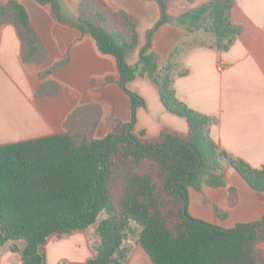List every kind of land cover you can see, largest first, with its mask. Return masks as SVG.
Here are the masks:
<instances>
[{
    "label": "trees",
    "instance_id": "1",
    "mask_svg": "<svg viewBox=\"0 0 264 264\" xmlns=\"http://www.w3.org/2000/svg\"><path fill=\"white\" fill-rule=\"evenodd\" d=\"M34 1L51 3L56 19L91 35L102 54L116 59L119 84L131 99L132 121H115L103 139L96 137L100 120L94 119L78 130L0 146V246L24 241V249L13 248L22 264H47L45 245L52 235L95 228L98 248L88 264H128L124 242L131 233L153 264H264L259 247L264 218L227 230L188 213L189 190L225 186L226 165L264 195V166L253 168L232 158L210 137V118L176 97L173 65L160 66L152 50L154 34L173 21L168 14L172 0H149L159 5L161 18L148 31L136 65L127 62L139 46L133 16L90 9L89 17L74 21L59 14L57 0ZM232 7V0H210L176 22L188 31L211 33L215 46L228 50L238 35L230 20ZM4 23L18 29L25 58L38 59L41 43L28 10L15 1L0 5V27ZM138 76L150 77L164 106L188 121V137L170 130L156 139L134 134L136 111L145 101L128 84ZM133 222L140 227L136 234Z\"/></svg>",
    "mask_w": 264,
    "mask_h": 264
},
{
    "label": "crops",
    "instance_id": "2",
    "mask_svg": "<svg viewBox=\"0 0 264 264\" xmlns=\"http://www.w3.org/2000/svg\"><path fill=\"white\" fill-rule=\"evenodd\" d=\"M12 1L28 10L31 25L42 39L40 56L31 62L25 58L16 26L4 23L0 27V146L78 130L94 119L100 120L96 137L103 139L112 131L115 121L130 123L132 103L119 84L116 59L102 54L91 35L49 19L48 7L33 0H8ZM100 1L107 13L124 11L138 20V34L142 32L145 38L139 37L138 49L127 58L128 64L136 65L146 44L147 31L161 18L159 5L149 0ZM209 1L172 0L168 14L173 21L154 34L152 50L159 56L160 66L173 65L176 97L210 118L208 132L217 145L232 158L261 168L264 0H232L230 20L238 35L228 50L218 49L211 33L202 29L188 31L176 22ZM44 54L46 61L40 63ZM60 62L65 65L55 70V64ZM46 72L48 76H43ZM68 77L73 88L63 84ZM128 89L145 101L136 111V136L156 139L164 130H170L188 137V121L164 106L159 88L150 77H136ZM225 176V186H204L202 191L191 188L188 213L227 230L262 220L264 195L253 190L231 165L225 166ZM94 234L95 228H90L52 235L45 245L47 264H88L96 254ZM15 247L22 250L25 242L9 241L0 246V264H22ZM124 247L130 250L128 264H153L136 235L126 240ZM259 247L264 250V243Z\"/></svg>",
    "mask_w": 264,
    "mask_h": 264
},
{
    "label": "rangeland",
    "instance_id": "3",
    "mask_svg": "<svg viewBox=\"0 0 264 264\" xmlns=\"http://www.w3.org/2000/svg\"><path fill=\"white\" fill-rule=\"evenodd\" d=\"M57 1H58V5H59V14L62 17H64L65 19L77 21V20H79L82 17L88 16L90 9H96L99 12H103V13L109 15V13H107L106 10H104L102 8V3H101L100 0H57ZM0 2L2 4L9 3L8 0H0ZM36 3H38V2H36ZM39 5H41V4H39ZM41 6L48 7V9H49L48 18L51 19L53 22H55L56 24H58L60 26H65V27L72 28L71 26H68V25H65V24L61 23L58 19L55 18L54 14H53V5L51 3L46 4V5H41ZM76 9L78 10V12L75 11ZM75 13H78L79 16H77ZM114 13H117V12H114ZM141 28L143 29L144 27H141ZM73 29H76V28H73ZM148 31H150V30H148ZM148 31H147V33H148ZM35 33H36V31H35ZM137 33H138V27H137ZM36 35L39 38L38 40L40 41L42 38L40 39V37H39V35L37 33H36ZM125 37L127 38L128 34H125ZM139 37L143 40V37L145 38V34L140 32L138 34V38ZM146 41H147V37H146ZM44 51L45 50L43 49L42 52H44ZM44 57L45 58H42V57L40 58V63L44 62V60L46 61L47 54H44ZM31 62H32V60H31ZM55 65H57L55 70H58V69H61L65 65V63L64 62H60V63H57ZM45 68H48L47 65H45ZM52 71H54V68H52ZM48 74H49V72H46V73L43 74V76H48ZM70 80L71 79H69V77H68V80H65L63 82V84L64 85H68L70 88H73L74 85L71 84L72 82ZM132 226H134V228H135L134 232L136 234L137 231H138L136 228L139 229L140 227L136 224V222H133ZM131 235L133 236V233L130 234V237H132ZM94 239H97V236Z\"/></svg>",
    "mask_w": 264,
    "mask_h": 264
},
{
    "label": "water",
    "instance_id": "4",
    "mask_svg": "<svg viewBox=\"0 0 264 264\" xmlns=\"http://www.w3.org/2000/svg\"><path fill=\"white\" fill-rule=\"evenodd\" d=\"M97 236V234H94V238ZM98 246H97V241L95 242V249H97Z\"/></svg>",
    "mask_w": 264,
    "mask_h": 264
}]
</instances>
